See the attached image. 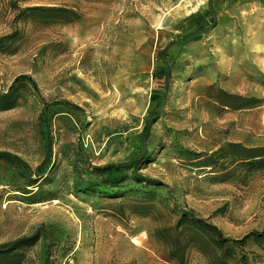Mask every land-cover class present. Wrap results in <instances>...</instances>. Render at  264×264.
Segmentation results:
<instances>
[{
  "label": "rangeland",
  "instance_id": "374dc122",
  "mask_svg": "<svg viewBox=\"0 0 264 264\" xmlns=\"http://www.w3.org/2000/svg\"><path fill=\"white\" fill-rule=\"evenodd\" d=\"M209 1L215 25L192 34ZM221 90L254 100L235 107ZM143 145L138 172L157 184L90 167ZM48 147L40 176L0 159V243L45 231L21 264H206L193 248L170 259L160 239L183 208L232 237L263 228L264 166L240 147L264 153V0H0V150L34 169Z\"/></svg>",
  "mask_w": 264,
  "mask_h": 264
},
{
  "label": "trees",
  "instance_id": "16d2710c",
  "mask_svg": "<svg viewBox=\"0 0 264 264\" xmlns=\"http://www.w3.org/2000/svg\"><path fill=\"white\" fill-rule=\"evenodd\" d=\"M208 8L212 15V20L208 25H198L197 29L192 33L204 31L213 27L216 23L215 11L208 2ZM45 10L52 12H59L56 17L64 21H72L77 19L80 15L75 11L65 7H44ZM171 44V43H170ZM168 44L163 49L157 51V58L164 61L166 66L165 74L163 75L162 90L160 97L155 107L149 112L146 117L143 130L141 133L142 140H145L147 135V129L155 121L154 114L157 107L165 97L166 89L168 87V80L170 77V70L167 67L166 50ZM153 76L157 81L162 77L159 69L156 68L153 71ZM17 79L26 80L35 86V81L30 75H20ZM222 96L233 98L236 102L235 107H242L245 104L252 103L253 98H243L240 95H232L226 91H220ZM221 98V97H220ZM68 106L79 109L77 105L67 103ZM222 105L228 106L226 102H222ZM247 152V158L251 159L248 164H256L260 167L264 166V153L253 154V150H249L245 147H240V151ZM145 146L143 145L142 151L134 158L118 163H106L102 165H90L101 175V180L104 183L116 184L125 178L126 173H121L122 170H131L133 172V178L135 180L143 181L146 184L153 185L159 181L157 179L146 177L142 173L138 172V167L144 158ZM51 157L50 147H48V153L42 159V161L36 165L34 169L30 167L21 157L8 151L0 150V159L10 164L17 163L24 167L29 173H36L40 176L44 170L47 160ZM254 158V159H253ZM88 164H91L86 159ZM36 182V179H31L30 184ZM43 228V226H41ZM160 239L164 243L167 249L168 257L172 260L183 261L186 248H193L202 257L205 258L206 264H254L253 259L250 258L251 254H255L253 251L245 249L247 242L258 246L264 244V227L259 229H252L243 234L241 237H232L225 233L223 229L211 221L208 217L200 216L193 208H183L172 225L164 226L160 229ZM42 236L45 239V231L40 234L39 229L34 233L26 236H21L13 240L0 243V264H21L25 259L24 248L34 243ZM47 250V249H46ZM44 264H49V257L46 256Z\"/></svg>",
  "mask_w": 264,
  "mask_h": 264
},
{
  "label": "crops",
  "instance_id": "0c3cea01",
  "mask_svg": "<svg viewBox=\"0 0 264 264\" xmlns=\"http://www.w3.org/2000/svg\"><path fill=\"white\" fill-rule=\"evenodd\" d=\"M249 246L251 251H253L255 254L261 255V257L257 260H255L254 264H264V244L262 246H258L254 244L251 241L249 242Z\"/></svg>",
  "mask_w": 264,
  "mask_h": 264
},
{
  "label": "built area",
  "instance_id": "2783aa9c",
  "mask_svg": "<svg viewBox=\"0 0 264 264\" xmlns=\"http://www.w3.org/2000/svg\"><path fill=\"white\" fill-rule=\"evenodd\" d=\"M134 241V240H133ZM140 241V239H137V240H135V242H139Z\"/></svg>",
  "mask_w": 264,
  "mask_h": 264
},
{
  "label": "bare ground",
  "instance_id": "6f19581e",
  "mask_svg": "<svg viewBox=\"0 0 264 264\" xmlns=\"http://www.w3.org/2000/svg\"><path fill=\"white\" fill-rule=\"evenodd\" d=\"M142 63H144V61H142Z\"/></svg>",
  "mask_w": 264,
  "mask_h": 264
}]
</instances>
